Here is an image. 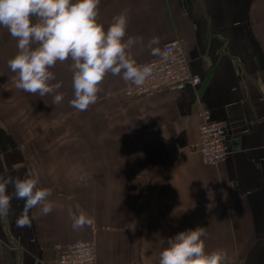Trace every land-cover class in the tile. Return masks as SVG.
I'll list each match as a JSON object with an SVG mask.
<instances>
[{"label": "crops", "instance_id": "1", "mask_svg": "<svg viewBox=\"0 0 264 264\" xmlns=\"http://www.w3.org/2000/svg\"><path fill=\"white\" fill-rule=\"evenodd\" d=\"M121 12L137 62L181 38L198 87L133 97L109 74L98 101L77 111L70 63L52 71L62 103L15 88L8 60L17 41L0 27V174H31L58 206L18 227L23 200L0 218V264H55L66 247L94 240L95 264H158L168 238L204 226L206 251L230 264H264V0H101L107 27ZM127 38V37H125ZM226 127L216 166L196 150L204 121ZM9 192L12 186L9 185ZM62 206V207H61ZM69 209L94 219L73 230Z\"/></svg>", "mask_w": 264, "mask_h": 264}, {"label": "clouds", "instance_id": "2", "mask_svg": "<svg viewBox=\"0 0 264 264\" xmlns=\"http://www.w3.org/2000/svg\"><path fill=\"white\" fill-rule=\"evenodd\" d=\"M101 0H0V27L17 41V52L8 60L15 74V88L40 97L51 95L53 105L63 102L62 82L52 71L57 63H70L73 99L70 105L86 111L99 98L101 85L111 74L141 87L152 75L151 64H139L133 48L145 47L142 36H128L126 12L114 16L105 27L99 20ZM127 37V38H125ZM153 36L146 47L153 56L167 61L170 54ZM9 185L13 191L9 192ZM50 188L40 187L30 173L23 178L0 174V218L12 211V200L24 201L16 219L18 227L30 226V211L39 207L47 216L58 205L49 199ZM62 207V206H61ZM71 227L79 230L94 223L83 212L69 209ZM204 226H196L170 237L159 254L158 264H230L224 249L206 251Z\"/></svg>", "mask_w": 264, "mask_h": 264}, {"label": "built area", "instance_id": "3", "mask_svg": "<svg viewBox=\"0 0 264 264\" xmlns=\"http://www.w3.org/2000/svg\"><path fill=\"white\" fill-rule=\"evenodd\" d=\"M170 57L167 61L157 57L140 64H151L152 75L141 87L125 83L126 91L133 97H146L162 89L179 90L188 85L198 87L201 78L192 73L189 58L181 38H174L163 46ZM196 150L204 163L216 166L227 156L226 127L216 121H204L199 128ZM97 243L94 240L79 242L61 251L55 264H95Z\"/></svg>", "mask_w": 264, "mask_h": 264}]
</instances>
